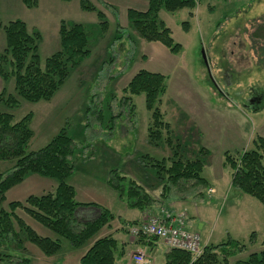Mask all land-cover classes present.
Masks as SVG:
<instances>
[{
    "label": "rangeland",
    "instance_id": "obj_1",
    "mask_svg": "<svg viewBox=\"0 0 264 264\" xmlns=\"http://www.w3.org/2000/svg\"><path fill=\"white\" fill-rule=\"evenodd\" d=\"M88 1L103 13L108 24L105 32L95 12L80 9V0H37V6L30 9L21 0H0V26L20 20L30 32L40 33L42 64L60 48V21L86 27L90 48L89 57L71 70L51 101L31 104L16 97L17 107L0 105V112L11 114L14 123L32 115L29 152L42 148L65 128L73 142L69 162L74 168L68 184L76 191V202L106 203L111 212L120 213L123 206L105 183L115 170L149 194L156 188L158 197L166 203L180 202L191 223L198 221L199 213L210 224L211 244L228 238L243 244L245 248L229 258L230 264L259 252L264 240V209L255 199L231 187V170L224 165V154L238 158L253 148L257 136L264 137V99L258 103L252 99L254 94L264 96V42L251 53L246 39L254 18L264 14V1L241 7L218 0L222 2L209 10L210 1L200 0L193 16L187 9L174 13L161 10L159 18L171 31L174 43L180 45L177 54L160 43L141 39L127 23V8L111 6L108 0ZM183 23H187L186 31ZM4 43L0 27V53ZM139 70L166 78V91L157 106L168 130H163L156 144L148 138L151 112L145 108L144 95L132 97L129 105L123 102L122 90ZM4 89L15 95L12 78L4 83ZM176 145L178 149L173 148ZM201 148L208 152L203 157L202 177L217 191L210 202L200 199L199 192L205 186L189 182L170 185L166 175L158 179L145 157L167 160L177 150L184 159H192ZM13 165L12 160L0 159V174L8 173ZM55 187L54 180L29 175L5 193L1 207L7 211L9 203H23L27 197L53 192ZM87 208L84 214L78 213L81 221L95 217V208ZM15 214L38 235L54 238L22 209ZM200 238L202 244L207 241V236ZM15 240L1 239L0 253L16 261L48 264L35 246L24 241L21 250ZM84 248L73 249L63 242L61 251L48 260L66 264L67 256H71L69 264H79L78 255Z\"/></svg>",
    "mask_w": 264,
    "mask_h": 264
},
{
    "label": "trees",
    "instance_id": "obj_2",
    "mask_svg": "<svg viewBox=\"0 0 264 264\" xmlns=\"http://www.w3.org/2000/svg\"><path fill=\"white\" fill-rule=\"evenodd\" d=\"M21 1L29 9L37 6V0ZM195 8L194 0H148L145 11L128 9L126 19L129 27L141 39L150 43H160L171 54H177L181 49L180 45L174 43L171 31L158 14L161 10L174 13L187 9L191 16V11ZM80 9L95 12L101 30L103 32L107 30L108 24L103 13L92 3L80 0ZM0 27L5 41V47L0 53V79L5 83L12 78L15 93L13 96L5 89L0 92V105L5 107H17L19 102L16 97L31 104L51 101L69 77L71 70L90 55L88 32L81 24L60 21L58 29L60 48L47 57L43 64L39 56L41 35L38 31L30 32L26 24L20 20L10 21ZM182 28L186 31L187 23H183ZM254 35L259 36L257 33ZM262 37L264 40V35ZM122 91L126 95L123 98L125 105H129L132 97L144 95L145 108L151 112L148 138L156 144L161 139L163 130H168V124L162 121L157 106L160 97L166 91V78L160 74L139 70ZM130 110L133 114L132 103ZM31 117V114H27L14 123L11 114L0 112V159L12 160L14 163L8 173L0 174V240L13 237L16 239L15 246L21 250L22 242H28L39 249L45 257L57 255L65 242L73 249L87 247L85 254L80 258V264H116L118 258L123 256L118 242L112 235L99 237V232L110 224L113 215L96 204L77 203L74 188L68 184L74 168L69 162L73 152L72 139L65 128H61L45 146L29 152L28 145L33 136L29 128ZM167 143L172 147L171 139L168 138ZM252 144L253 148L243 151L238 158L225 153L224 165L231 170V187L255 199L264 209V137L257 136ZM173 148L178 149V145ZM206 154L208 152L201 148L192 159H184L177 150L173 151L167 160L158 161L149 156L145 157L149 165L155 169L158 179L166 175V182L170 185L189 182L206 187L207 181L202 177L205 166L203 157ZM29 175L54 180L56 182L54 191L41 196H29L23 203L11 202L8 204V210H4L1 204L5 200V193ZM106 184L120 198H125L127 206L131 209L144 211L153 203L149 192L140 184L119 175L115 170L110 173ZM162 194L164 195V191ZM85 207L95 208L98 211L96 217L81 221L76 212L79 208ZM18 209H22L54 238L40 236L26 226L15 214ZM152 240L157 239H139L143 245H148ZM261 245L262 249L259 252L248 255L244 260H237L234 264H264V240ZM241 248L245 246L228 238L220 244L204 246L201 255L196 259H192L186 252L169 249L164 264H230L229 258L237 254ZM0 264H30V261L28 259L16 261L10 255L0 253Z\"/></svg>",
    "mask_w": 264,
    "mask_h": 264
},
{
    "label": "crops",
    "instance_id": "obj_3",
    "mask_svg": "<svg viewBox=\"0 0 264 264\" xmlns=\"http://www.w3.org/2000/svg\"><path fill=\"white\" fill-rule=\"evenodd\" d=\"M210 3L208 5V9L212 10L215 7V3L222 2L218 0H209ZM253 1L263 2L264 0H233L229 2H223V3H236L238 5H241V7H247L249 6ZM106 3L110 4L111 6L117 7V6H123L124 8L128 9H134L137 11H145L148 6V0H108ZM190 14V12H188ZM193 11L191 12V16H193ZM247 32V42L248 46L250 48V52H254V50L257 48L258 43L264 42L262 39L264 35V14H261L254 18L253 20V26L246 31ZM254 33L259 34V36L255 37ZM254 54V53H253ZM255 57V56H254ZM257 58V57H255ZM256 60V59H253ZM4 89V82L0 79V92ZM264 98V97H263ZM252 108V107H251ZM107 181V180H106ZM106 183V182H105ZM107 185V184H106ZM108 187V185H107ZM109 188V187H108ZM110 189V188H109ZM154 189V188H153ZM151 191V197L153 198L152 205L147 208L144 211H139L137 209H131L127 206L126 201L124 202L125 198H120L118 195V200L121 202L123 206V210L120 211V213H113L111 212L110 208L106 205V203H103L101 206L105 209H107L112 215L113 220L110 222V224L104 228H102L101 232L99 233V237H104L107 235H112L116 241L118 242V246L120 250L123 251V256L118 258L116 261V264H134L132 260V256L139 253V252H145L147 254V258L150 261V264H164L165 262V256L167 252L169 251L165 245L159 241V240H152L148 243V245H143V243H140L139 240H134L132 238H129L127 234V227L133 223V222H139L147 215H153L158 214L161 210H167L169 212L179 213V212H185V209H181L180 202H170L166 203L165 199L163 197H158V192L156 191V188ZM212 189L213 194L208 195V190ZM75 191V190H74ZM113 191V190H111ZM114 192V191H113ZM76 193V191H75ZM201 194L200 199L202 201H209L215 198V195L217 191L215 190L212 185H210L207 182V186L205 187V190L203 192H199ZM117 194V193H116ZM76 196V194H75ZM116 196V197H117ZM163 198V199H162ZM78 203V202H77ZM80 204H86L83 202H80ZM208 204V203H207ZM89 208H79L76 212L77 217H80L78 213L84 214L85 211ZM84 211V212H81ZM95 217L98 214V211L95 210ZM84 217V216H83ZM187 229L192 232L198 233L200 236H207V241L202 244L203 246L211 245V234L213 233L210 228V224L208 220L201 217L198 213V221L196 223H191L190 220L187 218ZM50 237V236H48ZM214 245V244H212ZM87 250V247L83 249L80 257L78 255V261L80 264V258L85 254ZM77 255V254H76ZM45 257V256H44ZM68 260L65 262L66 264H69L72 258L69 256ZM49 258H44L45 261H48V264H54L53 262H49ZM75 261V260H74Z\"/></svg>",
    "mask_w": 264,
    "mask_h": 264
},
{
    "label": "built area",
    "instance_id": "obj_4",
    "mask_svg": "<svg viewBox=\"0 0 264 264\" xmlns=\"http://www.w3.org/2000/svg\"><path fill=\"white\" fill-rule=\"evenodd\" d=\"M209 193H213V190H209ZM127 229L132 239L156 238L167 248L186 252L193 259L202 253L200 236L187 230V217L184 212L173 213L162 210L158 215H147L145 219ZM132 260L134 264H150L144 252L134 255Z\"/></svg>",
    "mask_w": 264,
    "mask_h": 264
},
{
    "label": "flooded vegetation",
    "instance_id": "obj_5",
    "mask_svg": "<svg viewBox=\"0 0 264 264\" xmlns=\"http://www.w3.org/2000/svg\"><path fill=\"white\" fill-rule=\"evenodd\" d=\"M226 75V74H225ZM264 96H259V95H256V94H254L253 95V97H252V99H254V102H260L261 101V99H264L263 98ZM253 101V100H252Z\"/></svg>",
    "mask_w": 264,
    "mask_h": 264
}]
</instances>
